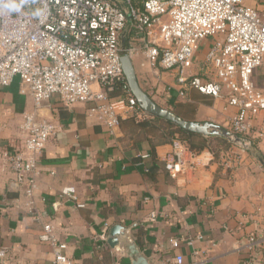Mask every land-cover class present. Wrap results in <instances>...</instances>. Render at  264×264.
I'll list each match as a JSON object with an SVG mask.
<instances>
[{
  "label": "crops",
  "instance_id": "crops-1",
  "mask_svg": "<svg viewBox=\"0 0 264 264\" xmlns=\"http://www.w3.org/2000/svg\"><path fill=\"white\" fill-rule=\"evenodd\" d=\"M132 44L142 46L139 41ZM210 46L211 41L202 44L199 60ZM133 62L141 87L147 86L158 105L186 121L226 127L237 112L226 101L193 89L185 98L176 91L169 95L166 88L173 79L165 74L154 89V76L142 55ZM138 62L144 63L141 71ZM255 76L264 86V66ZM88 107H67L58 97L44 103L41 113L58 131L39 159L33 210L0 154V249L4 255L0 264H54L55 249L39 240L46 224L67 244L64 254L72 264H132L125 251L130 242L137 244L149 264H175L178 255L184 264H246L247 238L253 234L264 238V161L244 149L232 148L216 158L204 148L195 150L193 170L173 178L162 167L152 177L145 173L143 160L155 151L164 163L172 140L179 136L161 143L167 129L149 114L141 120L124 117L112 135L87 117ZM32 109L33 101L21 94L18 80L9 87L0 86V153L21 143L24 114ZM258 147L264 155V145ZM69 187L75 188L78 202L62 195ZM151 212L169 218L151 222ZM115 225L129 229L125 250L108 245ZM104 234L106 241L101 239ZM198 235L203 240L193 246L183 243L179 250L169 243L170 238ZM253 262L264 264V249L256 251Z\"/></svg>",
  "mask_w": 264,
  "mask_h": 264
},
{
  "label": "built area",
  "instance_id": "built-area-1",
  "mask_svg": "<svg viewBox=\"0 0 264 264\" xmlns=\"http://www.w3.org/2000/svg\"><path fill=\"white\" fill-rule=\"evenodd\" d=\"M248 1L0 0V86L18 80L21 94L33 101V109L24 114L21 143L4 147L0 154L16 184L24 188L27 207L33 210L35 204L40 156L58 131L42 115L44 103L58 97L67 107L89 105L87 117L112 135L124 117L141 120L148 115L125 77L121 60L125 54L132 59L142 55L154 76V89L165 74L173 79L166 88L169 95L176 91L185 98L193 89L226 101L237 110L229 119V131L264 145V90L253 81L264 66V10ZM205 41L211 46L199 60ZM115 91L121 95L110 97ZM197 156L176 137L165 169L177 178L194 169ZM62 195L78 202L74 187L64 189ZM168 218L157 212L149 215L151 222ZM101 239L106 241V235ZM39 240L55 249L54 264H72L64 254L67 244L51 224L43 226ZM196 240L203 236L170 238L169 243L179 250L183 243L193 246ZM244 249L246 264H254L256 251L264 249V238L250 235ZM174 262L184 264V259L178 255Z\"/></svg>",
  "mask_w": 264,
  "mask_h": 264
},
{
  "label": "water",
  "instance_id": "water-1",
  "mask_svg": "<svg viewBox=\"0 0 264 264\" xmlns=\"http://www.w3.org/2000/svg\"><path fill=\"white\" fill-rule=\"evenodd\" d=\"M121 60L127 82L139 106L145 113L165 119L166 121H169L177 125L179 128L190 133H194L204 137H220L225 139L229 143H232L243 149H246L248 147V145L243 139H241L238 135L233 134L228 129L222 126L216 125L211 122L197 123L186 121L177 116L172 111H169L158 105L152 99V97L145 91V89L139 84L134 62L130 55H123ZM128 231L129 229L124 227L123 225L113 226L110 229V234L107 240L110 248L125 250L124 243L128 241ZM125 251L126 255L131 258L132 264H149L148 260L142 255L140 249L138 248L135 242H130L127 245Z\"/></svg>",
  "mask_w": 264,
  "mask_h": 264
},
{
  "label": "trees",
  "instance_id": "trees-1",
  "mask_svg": "<svg viewBox=\"0 0 264 264\" xmlns=\"http://www.w3.org/2000/svg\"><path fill=\"white\" fill-rule=\"evenodd\" d=\"M253 81L258 87L262 86V83L257 80L255 74L253 76ZM144 89L146 92H148V90H149V88L147 86H145ZM120 95H121V91H115L113 93H110V97H112V98L118 97ZM130 118H134V117L130 116ZM155 120H156L157 124H159L164 129H167V130H165L166 132L164 134H162L160 137L161 143L171 142L173 137L175 135H178L180 139H182L188 143V145L191 149L200 151V150H203L204 148H208L212 151V153L214 154V156L216 158H219L220 154L227 152L228 151V150H226L227 147L233 146V145H231L232 143H229L228 141H226L223 138H220V137L204 138L200 135L187 132V131L179 128L177 125H175L169 121H166L165 119L156 117ZM122 121H123V119L121 120V122ZM239 137L241 139H243L245 142H250V146H248L246 149H244L250 156L257 158L258 160L264 161V155L260 151L257 141L252 140V139L245 137V136H239ZM213 141H222L223 144H226L227 147H225L224 149H222V148L215 149L212 145ZM143 161H144V164L146 166V172L145 173L147 175L152 176V177H155V175L158 173V171L162 167H165V162L163 163L161 160H159L157 158L155 151H153L149 155V157Z\"/></svg>",
  "mask_w": 264,
  "mask_h": 264
},
{
  "label": "rangeland",
  "instance_id": "rangeland-1",
  "mask_svg": "<svg viewBox=\"0 0 264 264\" xmlns=\"http://www.w3.org/2000/svg\"><path fill=\"white\" fill-rule=\"evenodd\" d=\"M248 5H250V6H254V7H256V8H258L259 10H261V11H263L264 10V0H249L248 1ZM129 30L130 29H127L126 31H125V33L127 34L128 32H129ZM139 59V58H138ZM141 63L142 62H138V66H139V69H140V71H141ZM262 88H264V86H261ZM261 88V89H262ZM0 116H2V115H0ZM9 124V123H8ZM224 128H226V129H228L229 130V125H227L226 127H224ZM212 145H213V147L215 148V149H217V148H222V149H224L225 147H227L226 146V144H223V142L222 141H213V143H212ZM231 145H233V146H230V147H227V149L226 150H231L232 148H237V149H243V148H241V147H239V146H236V145H234V144H231Z\"/></svg>",
  "mask_w": 264,
  "mask_h": 264
}]
</instances>
